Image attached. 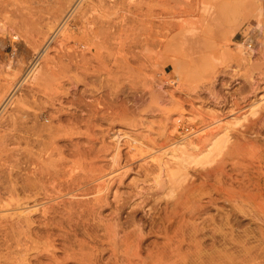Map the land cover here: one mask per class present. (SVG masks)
<instances>
[{
    "label": "rangeland",
    "instance_id": "1",
    "mask_svg": "<svg viewBox=\"0 0 264 264\" xmlns=\"http://www.w3.org/2000/svg\"><path fill=\"white\" fill-rule=\"evenodd\" d=\"M16 158L63 191L17 264H264V0H0Z\"/></svg>",
    "mask_w": 264,
    "mask_h": 264
},
{
    "label": "bare ground",
    "instance_id": "2",
    "mask_svg": "<svg viewBox=\"0 0 264 264\" xmlns=\"http://www.w3.org/2000/svg\"><path fill=\"white\" fill-rule=\"evenodd\" d=\"M247 47L249 50H253L252 46L247 45ZM17 138L18 137H16L13 142L18 143L19 140ZM70 140L73 141V138H70ZM12 153L17 157L19 154L18 149L13 150ZM56 166L57 165L54 162L46 160L43 164L37 163L33 169L26 173H22L18 158H16L12 173H10L13 176V179H11L14 180V183L8 188L0 186V210L12 207L14 208V211H20H17L18 213L16 214H14L15 212L12 213V216L6 213V215H10L11 217H6L4 213L1 215L0 212V248H6L9 250L15 247L21 252V255L19 257H14L9 252L6 254H0V264H17L24 260H30L29 251L35 248L39 241L45 239L49 233L54 230L52 225L56 222V216L57 213H59L57 204L63 201L61 193L63 191L58 177L59 170L56 169ZM12 180L10 181L12 182ZM47 182L53 183L51 188L48 187L50 184H48V186L46 185ZM4 191L8 192V198H3L2 194L5 193ZM49 203H51L50 206H48ZM74 206H76V204H74ZM3 210L1 211L3 212ZM33 211L36 213L32 214ZM33 231H35V237L30 235ZM39 261L42 262L40 258ZM68 263L69 262L67 261L64 264Z\"/></svg>",
    "mask_w": 264,
    "mask_h": 264
},
{
    "label": "built area",
    "instance_id": "3",
    "mask_svg": "<svg viewBox=\"0 0 264 264\" xmlns=\"http://www.w3.org/2000/svg\"><path fill=\"white\" fill-rule=\"evenodd\" d=\"M248 45H249V46H252V43H249Z\"/></svg>",
    "mask_w": 264,
    "mask_h": 264
}]
</instances>
